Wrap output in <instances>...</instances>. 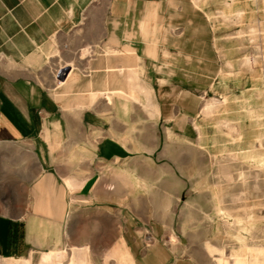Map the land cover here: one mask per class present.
Segmentation results:
<instances>
[{
    "label": "rangeland",
    "instance_id": "374dc122",
    "mask_svg": "<svg viewBox=\"0 0 264 264\" xmlns=\"http://www.w3.org/2000/svg\"><path fill=\"white\" fill-rule=\"evenodd\" d=\"M140 1L137 9L155 2ZM167 1L163 15L142 23L143 15L131 14L123 48L74 53L67 36L41 49L63 112L73 113L74 103L99 138L115 141L108 152L122 153L89 160L94 144L82 129L80 170L58 169L65 212L63 189L56 192L50 176L33 189L40 165L28 145L0 143V213L17 215L38 194L35 212L64 218L65 249L43 262L154 264L162 254L163 264H264V0H170L173 10ZM150 19L151 39L154 32L166 39L157 54L173 57V122L165 119L168 107L159 117L157 74L143 63L139 28L147 37ZM147 54L154 57V46ZM102 56L112 62L89 68ZM92 74L97 90L57 95L78 78L85 86ZM53 226L31 223L43 232L58 231ZM106 234L112 248L103 246ZM83 235L90 244L81 247Z\"/></svg>",
    "mask_w": 264,
    "mask_h": 264
},
{
    "label": "crops",
    "instance_id": "0c3cea01",
    "mask_svg": "<svg viewBox=\"0 0 264 264\" xmlns=\"http://www.w3.org/2000/svg\"><path fill=\"white\" fill-rule=\"evenodd\" d=\"M139 2L141 1L0 0V143L13 142L28 145L40 165V171L32 182L33 189L44 178L50 176L57 192L62 188L58 185L60 176L58 169L67 166L73 169L77 166L80 170L81 145L85 143L82 129L85 136L87 127L90 133L89 144H94L89 160H105L113 154L122 155L120 150L110 149L108 152V146L113 139L99 138L98 129L93 126L94 122L88 119L83 120L81 115L74 114L76 111L74 103H71L69 107L73 113L63 112L61 109L63 102L56 100L55 94L52 93L59 89V86L54 87L55 74L51 66L47 65L48 59L41 53V49L47 47L53 38L65 39L67 36L68 47L74 53L83 46L105 47L112 50L128 46L131 14L143 15L142 23L147 15L157 14L158 16L161 13L159 10H161L162 0L150 1L149 4L142 2L140 3L142 9H137ZM167 4L173 10L172 1H167ZM168 20V28H173V13ZM151 21L150 19L148 23L147 37L141 34L142 30L139 28L143 40V63L152 65L157 74L155 82L159 117H162L164 108L168 107L169 114L165 119L173 122V57H165V55L162 57L157 54L158 47L166 39H163L164 35L158 37V33L155 32L154 39H151L152 29H154ZM165 37L173 39V33L166 32ZM149 46L155 48L154 57L147 54ZM98 60L105 64L112 62L111 57L108 56L95 57L88 62L89 68L97 64ZM53 61L50 62L52 65L56 63ZM95 71L93 70V73ZM95 74L90 75V80L85 86L78 84V78L68 89L71 91L66 92L68 90L64 86L60 89L64 91L58 92L57 95L65 96L67 93L74 95L76 89L97 90ZM107 75L108 72H106ZM162 96L168 97L165 105L161 103ZM86 111L89 112V110ZM75 148L77 153L74 151ZM79 172L77 173L80 174ZM62 189L66 212L65 190ZM37 198L38 194L33 195L32 199H29L30 204H26V209H21L17 215L0 213L1 261L11 259L24 260L28 264H52L43 262L42 258L52 253L51 261L55 262L54 254L62 255L61 250H64L66 245V238L62 231L65 224L64 218L59 220L35 212ZM33 222L38 226L55 225L53 227H57L58 231H36L31 227ZM89 244L84 235L80 237L81 247ZM104 245L106 249L108 245L113 247L112 235L109 237L108 234L105 235ZM163 261L165 258L160 254L153 262L163 264ZM134 263L136 264L135 260ZM144 264L147 263L144 262Z\"/></svg>",
    "mask_w": 264,
    "mask_h": 264
}]
</instances>
